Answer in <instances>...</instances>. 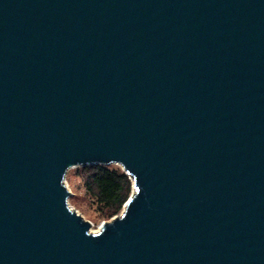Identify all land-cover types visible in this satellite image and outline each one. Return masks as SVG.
Masks as SVG:
<instances>
[{"label":"water","instance_id":"95a60500","mask_svg":"<svg viewBox=\"0 0 264 264\" xmlns=\"http://www.w3.org/2000/svg\"><path fill=\"white\" fill-rule=\"evenodd\" d=\"M0 264H264V0H0Z\"/></svg>","mask_w":264,"mask_h":264},{"label":"trees","instance_id":"16d2710c","mask_svg":"<svg viewBox=\"0 0 264 264\" xmlns=\"http://www.w3.org/2000/svg\"><path fill=\"white\" fill-rule=\"evenodd\" d=\"M83 170L87 193L105 211L107 217L117 215L132 192L129 175L109 165H91L84 167Z\"/></svg>","mask_w":264,"mask_h":264},{"label":"rangeland","instance_id":"374dc122","mask_svg":"<svg viewBox=\"0 0 264 264\" xmlns=\"http://www.w3.org/2000/svg\"><path fill=\"white\" fill-rule=\"evenodd\" d=\"M111 168H119L123 171V168L120 165L111 164ZM84 167H74L68 171L66 176V185L68 186L71 196L68 200L70 206L78 212L86 221H89L92 224L91 232H99L105 222L112 221L116 217L120 216L125 208L115 216L109 218L107 217L105 211H103L98 204L91 198L87 193V190L84 185ZM130 177V176H129ZM131 179V177H130ZM132 181V192H134V182ZM129 197V198H130Z\"/></svg>","mask_w":264,"mask_h":264},{"label":"bare ground","instance_id":"6f19581e","mask_svg":"<svg viewBox=\"0 0 264 264\" xmlns=\"http://www.w3.org/2000/svg\"><path fill=\"white\" fill-rule=\"evenodd\" d=\"M94 233V232H93ZM97 233V232H96Z\"/></svg>","mask_w":264,"mask_h":264}]
</instances>
